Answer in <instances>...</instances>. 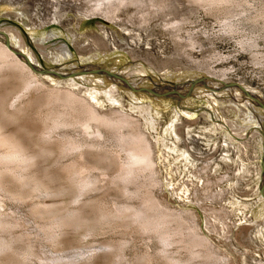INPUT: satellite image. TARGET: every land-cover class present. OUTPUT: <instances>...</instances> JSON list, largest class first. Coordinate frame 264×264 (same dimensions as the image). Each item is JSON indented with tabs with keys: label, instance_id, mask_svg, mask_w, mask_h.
I'll return each mask as SVG.
<instances>
[{
	"label": "rangeland",
	"instance_id": "1",
	"mask_svg": "<svg viewBox=\"0 0 264 264\" xmlns=\"http://www.w3.org/2000/svg\"><path fill=\"white\" fill-rule=\"evenodd\" d=\"M3 28L19 35L39 69L114 85L119 103L99 94L95 108L138 121L152 164L129 175L111 128L99 140L78 126L55 131L43 91L23 92L20 71L0 68L5 133L45 151L28 152L27 162L0 161V264H264V132L254 125L264 114V0H0ZM104 33L110 51H91L92 37ZM78 46L89 52L80 55ZM62 49L71 54L65 61ZM196 79L224 85L213 90L226 91L217 97L224 130L206 101L194 98L197 86H185ZM54 82L60 85L38 80L71 88L63 77ZM177 83L186 89L178 97L171 93ZM150 97L169 105L157 109ZM180 109L194 116L176 118ZM172 123L180 139L167 133ZM62 135L108 155L65 156Z\"/></svg>",
	"mask_w": 264,
	"mask_h": 264
},
{
	"label": "bare ground",
	"instance_id": "2",
	"mask_svg": "<svg viewBox=\"0 0 264 264\" xmlns=\"http://www.w3.org/2000/svg\"><path fill=\"white\" fill-rule=\"evenodd\" d=\"M12 30L9 28H3L1 33H0V39H1L0 68H3V67L7 68L8 72H9V70L10 71L11 70L20 71L19 73L22 74V83L21 82L20 83H21L22 89L24 90L23 92H26V91L29 92L30 90H32V92H33V90L35 92H38L40 90H41V92L43 91L44 102H42V103H44V105L46 106L45 109L47 108V110H48V107H49V109L55 108L54 112L56 114L55 115L56 119L53 120L54 122H52L54 125V127H53L54 130H55V128H57L56 130H60L64 126H67V127L71 126L72 129H73V126H78L80 128V130L82 129L81 131H83L85 136H94L99 140L103 137V130L106 128H111L112 130H115L118 133L117 138H118V142L120 143L118 146L119 152L124 153L125 156L129 160V162L125 166L126 168L124 167V165L126 163L124 165L122 164L123 169L125 168L129 172V175H131V176L134 175L133 173H134V171H136L135 170L136 166H145V167L151 166V164H152L151 163V153L152 152L150 149V144H149L145 134L140 129L141 124H139V122L136 120L134 121L131 117H128V115L123 116V115L118 114L119 112H117V111L111 110V111L106 113V112H99L95 108V106H98V104H99V98H98L99 94H104L111 101H114V103H117V104L119 103L117 101V99H115V96H114V94L117 93L116 92L117 89L114 87V85L109 86L108 85L109 83L107 85L106 84L103 85V82L99 81L96 77H94V79L93 78L79 79V77L77 76L78 77V78H76L77 81L75 79H74L75 80L74 81L71 79V77H75V76H72L73 75L72 73H70V74L64 73V75H62V74H57L56 72H53L50 69H47V70L39 69L35 65L36 64V58H35L32 50L29 48L27 49L23 43L24 41H22L21 38L19 37V35ZM5 33L8 35H11L10 37H12V39L14 41H16V43L18 45L17 48L7 46ZM107 38H108L107 33H104L102 38L92 37L91 46L95 49L94 50L90 49V50L91 51H99V50L103 49L106 51H110V45H109V42L107 41ZM88 45H90V44H88ZM113 46H115L116 49H121V46H118L116 44H113ZM88 48L89 47L78 46V50H79L80 55L84 56L86 53H88L89 52ZM37 49H39L41 51H45L47 48L45 47V45H41V46H37ZM70 55L71 54L67 51V49H65V50L62 49L60 52H58V57H59L60 61L67 60V58L70 57ZM41 56H43V58H46V57L48 58L49 55L41 53ZM86 70H84L85 71L84 73H86ZM17 71L14 72V74H16ZM1 72L2 71L0 70V73ZM3 72L8 74V72H6L5 70H3ZM100 72H102V71L100 70ZM11 73H13V72L11 71ZM102 73H104V72H102ZM10 74H8L9 78L11 77ZM11 75H13V74H11ZM17 75H18V73H17ZM17 75H14V76L18 77ZM84 75H87L86 77L89 76V74H84ZM5 76H7V75H5ZM39 77L40 78L45 77L50 83H53L55 85H60V83H58V82L55 83L54 81H57V79H59L60 77H63L64 83L69 85L72 89L70 88L71 90L70 89L62 90L61 88L60 89L59 88H46V86L44 87V85L38 84ZM3 78H5V77L3 76ZM105 78L107 79L108 82L111 81V82L116 83V81H120V82L122 81L117 76H112V75L105 76ZM14 79H15V77H14ZM17 81H19V80L17 79ZM85 84H87L88 86H85ZM185 84H186L185 86L187 87V89H189L190 86L191 87H194L195 85L197 86V89L193 92L194 98H197L200 101L205 100L206 104H208L209 112H212L215 115V117L217 118V122H219L217 124H219V127H221V129L224 128V126H222V124H220L221 123L220 122L221 116H220V112L218 109L217 97L219 95L225 94L226 91L221 92V93H216L213 91L216 89H220L221 87H224V85L217 87L218 85H215L212 81L207 80V79H196L195 81H189V82H186ZM185 86H183V84H178V86L176 88L178 90V94H175L174 92H171V93H173L174 95H176L178 97V96H180V94H182V93L184 94V92L186 91V89L184 91H182V90L180 91V89H182ZM19 87H20V84H19ZM81 88H82V90L85 91L87 97L86 96L85 97L80 96V93L82 92ZM169 90H171V89L169 88ZM18 93H20V91H18ZM156 93H157V91H156ZM30 94H32V93H30ZM5 95H7V94H5ZM28 95H29V93H28ZM164 95H166V93H163L161 96H164ZM21 96H23V98H24L25 93H24V95H21ZM21 96H19V97L21 98ZM3 97L1 96L0 98L2 99ZM141 98L144 99L145 97L142 96ZM154 98L150 97L149 100L152 101L154 107H156L157 109H164L165 110L166 109L165 107L167 105H169L168 101L166 102L164 100H160V99H158V97H157V99H154ZM16 100H17V98H16ZM19 101L20 100H18V102ZM23 101L24 100H22V102ZM1 102H2V100H1ZM246 105L248 107H253L256 104H254L252 101H250V103L246 104ZM259 110L261 112H264L263 109H259ZM52 111H51V113H52ZM179 111L176 112V114H175L176 118L177 117L191 118L192 116H194V114H189L187 112L181 111V109ZM6 115H5V117H6ZM47 115L48 114H46L45 117H47ZM1 116H0V161H2V162H4V161L5 162L22 161V160L27 159L26 160V162H27L28 159L30 158L29 155H31V154H34L36 156L45 154V151L40 150V149L30 150V148L27 147L28 146L27 144H29V142L28 143L25 142L23 135H21L19 133H13V134L5 133V131H4L5 123H7L8 120L2 118ZM206 117H208V116H206ZM52 118H54V117H52ZM192 119H194V118H192ZM44 120H47V119H44ZM50 120H51V116H50ZM190 121H191V119H190ZM258 123L260 125L259 127L264 132V114L260 115V121L257 123H254V125H258ZM46 126H44V128ZM59 126H62V127L58 128ZM67 127H64V128H67ZM50 128H52V127L50 126ZM79 128H78V131L80 132ZM222 130H224V129H222ZM48 131L49 130H47V132ZM50 131H51V129H50ZM47 132H45V136H46V137L44 136L45 138H47V136L49 137V134L46 135ZM53 133H54V131H52V134ZM167 133L173 134L177 139H180V137H182L181 132L179 130H177L176 127H174L173 123L170 125V128L168 129ZM65 135L61 136L62 138L60 140L61 141L60 142V148L58 149L64 155L65 154H73V156L76 155L75 157H79V159L80 158L83 159L84 157H86L88 155H90V157H91V155H96L97 157L98 156H104V158L107 157V155H108L106 152L102 151V146L100 148L101 149L100 151H95L94 147H96V146L88 145L89 142H87V145H88L87 146L82 141L81 142L79 141L81 139H79V140L74 139L73 137L76 135H74L73 137H68L69 135L68 136H65ZM188 135H190V134H188ZM85 136L83 138H85ZM40 138H41V136H40ZM42 138H43V136H42ZM75 138H77V137H75ZM45 140H47V139H45ZM94 140H95V138H94ZM97 141H96V143H97ZM90 143L92 144L93 142L90 141ZM99 144H100V142H99ZM187 148H188V146H187ZM186 151H184L185 155H187V152H188V151L187 152ZM28 152H30L31 154H29ZM90 157L88 156L87 158H90ZM100 159L102 160L103 158L101 157ZM103 160H105V159H103ZM18 163H20V162H18ZM84 169H86V168H84ZM84 169H83V171H85ZM136 169H138V168H136ZM123 171H125V170H123ZM127 176H128V174H127ZM88 181H90V182H88V184H90L89 186H93L95 184V181H93L94 184L91 182L92 180L88 179ZM263 182H264V180L262 179L261 184H263ZM88 184H87V186H88ZM91 184H93V185H91ZM128 208H130V207H128ZM123 210L125 211V208L122 209V211ZM122 211L118 214H121ZM142 211H141V213H143ZM127 212H125V213L123 212V213L126 214ZM134 213H136L135 216L136 215L138 216L140 214V216H138V217H142L145 215L144 214L145 212L143 213L144 215L139 213V211L138 212L135 211Z\"/></svg>",
	"mask_w": 264,
	"mask_h": 264
},
{
	"label": "water",
	"instance_id": "3",
	"mask_svg": "<svg viewBox=\"0 0 264 264\" xmlns=\"http://www.w3.org/2000/svg\"><path fill=\"white\" fill-rule=\"evenodd\" d=\"M262 147H263V150H264V141H263ZM261 166H262V177H263V180H264V158L262 159ZM260 194H261V197L264 199V182L260 186Z\"/></svg>",
	"mask_w": 264,
	"mask_h": 264
}]
</instances>
